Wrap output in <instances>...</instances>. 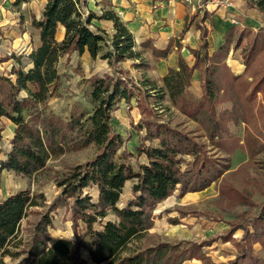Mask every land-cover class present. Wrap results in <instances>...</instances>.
I'll list each match as a JSON object with an SVG mask.
<instances>
[{"label": "trees", "instance_id": "1", "mask_svg": "<svg viewBox=\"0 0 264 264\" xmlns=\"http://www.w3.org/2000/svg\"><path fill=\"white\" fill-rule=\"evenodd\" d=\"M105 1L109 4L110 0ZM246 1L250 8L264 14V0ZM87 5L88 0H48L42 17L34 16L32 21L40 30L39 44L26 55L27 62L22 55L13 54L18 65L12 67L10 75L0 74V118L6 117L15 124L12 146L0 160V172L7 170L31 178L44 171L52 157L92 145L98 148L93 158L56 179L61 194L35 224L30 239H24L22 222L33 207L45 205V195L25 188L0 199V264L5 263L6 256L16 260L15 264H83L79 253L82 247L97 263L181 264L199 256L201 244L187 241L192 246L181 249L182 242H144L154 226V209L178 187L184 194L202 190L225 169L188 133L148 120L146 139L158 143L137 147L147 162L136 170L125 161L127 152L119 154L125 139L112 123L113 113L122 101L130 104L135 97L140 100L142 91L154 103H161L167 96L176 105L186 101L195 69L202 71L203 99L217 100L219 91L230 89L238 77L230 73L227 59L231 44L240 45L242 33L238 34L235 27L230 29L225 43L212 53L207 41L197 49L191 48L196 58L193 65L180 54L177 65L169 67L161 78L162 84L148 77L138 83L122 66L124 62L130 60L136 68H142L149 65L144 59L147 48L160 59L168 57L175 46L180 49V45L172 40L166 49H158L146 40L139 48L133 32L112 6L99 15ZM102 19L113 21L112 34L95 24V20ZM60 25L65 28L62 40L56 37ZM262 49L264 34L258 32L242 49L245 65ZM86 51L93 59L106 60L112 69L111 74L93 75L88 80L93 111L88 115L74 113L70 118L47 113L48 108L43 107L57 96L60 88L61 59L66 54L83 55ZM149 89L155 90L154 94ZM2 138L0 128V141ZM129 181L133 182L132 197L120 206ZM91 188L97 191L96 196L89 191ZM69 199L72 219L76 227L80 222L85 224V235L78 234L76 239L61 236L50 242V212L68 204ZM253 228V232L246 229L248 243L230 264H264L252 245L255 240L264 245V204L254 217Z\"/></svg>", "mask_w": 264, "mask_h": 264}, {"label": "rangeland", "instance_id": "2", "mask_svg": "<svg viewBox=\"0 0 264 264\" xmlns=\"http://www.w3.org/2000/svg\"><path fill=\"white\" fill-rule=\"evenodd\" d=\"M206 2L208 0L199 2L194 7L203 9ZM40 6L42 4L38 2L31 8L26 7V4L20 5L18 9L21 11L15 15L16 20L12 23L6 22L12 25L11 29L8 28L9 31L14 30L16 33H6L8 29L0 27V74L10 75L12 67L18 65L12 58L13 54L22 55V60L27 62L24 52L32 45L35 47L37 35L31 20L33 15H40ZM232 21L236 32L242 33L243 37L239 46L236 47L234 42L231 44L228 58L230 60L227 64L232 74L244 71L234 74L238 76L237 79L232 81L230 89L224 87L225 89L219 91L217 100L209 102L203 99V76L201 69H198L202 91L199 96L188 89L187 100L176 105L168 96L161 103L149 101L142 91L140 100L135 97L130 104L122 101L113 113L112 123L125 139L119 154L127 152L125 161L136 170L140 164L147 162L146 155H140L137 147L158 143L157 140L146 139L148 120L165 123L171 128L188 133L207 151L208 156L215 158L221 169H225L217 180L202 190L184 194L178 187L170 198L154 209V226L144 242H182L181 249L184 246L191 247L190 242L201 244L197 252L199 256L187 258L181 264L189 259H194L200 264H230L236 260L242 247L248 243L245 239L246 229L254 231V217L259 214L264 204V49L260 50L248 65H245L242 52L258 32L264 34V22L258 30H253L236 17ZM25 33L28 34L26 39H21ZM202 33L203 44L208 42V33L204 30ZM208 46L210 48L209 42ZM144 59L149 65L142 68H136L130 60L122 66L138 83L148 77L162 84L161 78L154 72L158 58L152 55L150 48L145 50ZM59 72L62 79L58 94L50 98L43 108H48L47 113L54 112L62 118H70L74 113L83 112L88 115L93 111L88 80L93 75L111 74L112 69L107 61L100 57L93 59L88 52L83 55L73 52L61 59ZM224 85L227 84L223 83ZM149 92L154 94L155 90L149 89ZM0 128L3 134L0 141L1 160L12 146L15 124L3 117L0 118ZM97 152L98 148L92 145L52 157L46 169L31 178L7 170L0 172V199L25 188H30L37 194L42 193L46 197L45 205L33 207L22 222L25 240L32 237L35 224L48 210L49 204L60 196L61 188L57 186L56 179L73 166L93 158ZM132 185V181L127 183L120 206L132 197ZM89 191L92 195H97L94 188ZM71 202L72 199H69L68 204H61L51 210L53 226L50 227V242L61 236L76 239L78 234L85 235V224L80 222L76 227L72 219ZM108 217L113 218L114 214H109ZM252 242L254 252L264 259L262 241ZM79 253L83 264H105L90 258L88 251L83 247ZM4 260V264L16 263V260L9 256Z\"/></svg>", "mask_w": 264, "mask_h": 264}, {"label": "crops", "instance_id": "3", "mask_svg": "<svg viewBox=\"0 0 264 264\" xmlns=\"http://www.w3.org/2000/svg\"><path fill=\"white\" fill-rule=\"evenodd\" d=\"M47 1L0 0V27L4 29L12 28V25H8L6 22L12 23L16 20L15 15L21 11L18 9L20 5L26 4V7L31 8L37 2L41 3L40 15L38 17L36 15L32 16V24L34 16L37 19L42 17ZM232 1L234 5L232 7H226L218 6L215 0H208L203 9H198L197 7L184 4L179 0H110L109 4H106L105 0H88L87 8L100 15L105 8L112 6L133 32L139 48H141L140 45L142 42L149 39L153 42V46L158 49H166L172 40L178 43L180 49L175 46V49L168 57L155 59L156 69H154V72L158 78H162L168 72L169 67L177 65L180 54L186 59L189 65L195 63L196 58L191 54L189 48H198L202 44V30L208 33L209 52L212 53L225 43L226 34L234 27L232 21L234 17L240 22H245L253 30H258V28L263 26V13L256 8H249L246 0ZM95 24L106 29L110 34L114 31L113 21L102 19L96 20ZM186 25L188 27L184 31ZM9 29L6 30V33H16V31H9ZM35 30L37 33L35 39L36 47L39 44L40 30L37 28ZM26 35L28 34L25 33L21 39L25 40ZM64 35L65 28L60 25L56 37L58 40H62ZM33 48V45L30 46L24 52V55H27ZM149 52L151 54L150 50ZM229 60H227L228 63ZM243 71L240 70L237 73H233L241 74ZM200 84V71L195 69L189 91L195 92L199 96L202 93ZM183 264L200 263L194 259H189Z\"/></svg>", "mask_w": 264, "mask_h": 264}, {"label": "built area", "instance_id": "4", "mask_svg": "<svg viewBox=\"0 0 264 264\" xmlns=\"http://www.w3.org/2000/svg\"><path fill=\"white\" fill-rule=\"evenodd\" d=\"M179 1L190 6H195L197 3L202 2L204 0H179ZM215 1L218 6L232 7L234 5L232 0H215Z\"/></svg>", "mask_w": 264, "mask_h": 264}]
</instances>
